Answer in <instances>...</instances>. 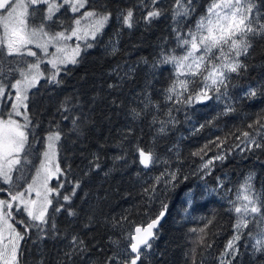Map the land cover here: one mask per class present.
I'll return each instance as SVG.
<instances>
[{
	"label": "trees",
	"instance_id": "trees-1",
	"mask_svg": "<svg viewBox=\"0 0 264 264\" xmlns=\"http://www.w3.org/2000/svg\"><path fill=\"white\" fill-rule=\"evenodd\" d=\"M162 3L167 8L171 0H162ZM210 3L211 0H195L196 10L187 24L193 25ZM88 6L90 9L107 7L113 14L112 18L102 34L92 42L94 47L83 52L80 63L67 67V75L61 73L64 81L61 86L50 85L44 79L30 92L28 111L34 138L29 136L32 145L29 163L21 172H13L14 179L18 177L19 181L11 189L13 193L24 191L32 182L43 159L45 137L59 123L65 133L59 148L60 165L62 168L71 166L69 175L73 180L82 179L72 204L66 205L76 210L78 215L70 217L67 211L57 213L55 223L63 238L39 240L36 229L24 233L25 225L18 221L31 223L30 218L22 210L15 211L14 204L11 222L25 235L18 264H40V261L57 264L74 234L82 237L91 248L83 260L75 258V264H91L92 260L102 264L105 256L113 251L108 237L120 238L123 247L127 243L123 235L155 218L162 202L167 203L168 208L162 225L156 231L158 238L153 244L151 264H222V261L223 264H229V261L230 264H264V256L254 259L251 255L250 245L254 239L248 232L251 229L254 236L257 231L252 224L242 230L243 235L236 242L239 253L235 259H231V253L225 255L226 246L235 234L233 226L236 220L235 214L227 210L231 207L228 200L235 198L237 189L249 173H255L253 183L257 190L264 189V147L256 149L249 144L252 139L264 144V127H261L264 124V95L251 99L245 96L249 86L264 83V41L258 40L250 55L241 57L249 65L248 71L242 76L233 74V83L226 97L217 100L209 93L213 96L210 100L172 103L166 101L164 95L172 79V66H161L153 77L149 66L139 63L144 57L151 62L162 44L165 48L182 51L176 47L170 17L166 14L146 25L143 16L147 9L141 7L139 0H89ZM127 8L134 10L138 21L133 29L123 27L117 19L119 12ZM39 9L29 19L31 26L38 25L46 16V7L39 6ZM67 16L70 18L69 13ZM67 16H57L54 24L49 21L50 29L58 30V20ZM73 17L70 18L71 23ZM113 46L118 48L114 55L111 52ZM0 61L7 67L9 61L15 66L18 61L31 62V59L9 57L5 47ZM117 66L121 75L130 67L136 71L132 79L123 80L122 87L109 89L110 83H121L115 74L109 75ZM15 78L18 77L13 73L4 82L9 84ZM149 80L151 83L146 84ZM145 90L150 96H146ZM65 97H71L73 103L79 97L80 106L72 109L73 115L81 117L78 121L81 126L79 136L70 131L71 119L62 120L57 111ZM4 103L2 112L9 109V103L5 100ZM145 104H148L147 108ZM157 104L159 110L153 106ZM227 105L235 110L227 111ZM133 108L142 111L140 118L133 119L130 111ZM169 109L171 116L168 115ZM154 116L157 121L166 122L164 133L158 131L161 127L159 122H152ZM245 132L249 136L246 137ZM137 144L145 151L151 149L158 162L148 168L140 164ZM93 154L99 156L100 169L85 177L84 172L91 167L89 161ZM217 155H223L225 159L216 160ZM119 156L124 159L117 160ZM210 159L213 160L209 165L210 171L201 170V166ZM172 172H176L175 183L178 186L168 190L171 185L166 188V181L171 179ZM157 177H161L159 184L155 183ZM57 182L53 181L52 187ZM221 183L223 187H219ZM153 185L156 192L150 200L145 189L150 190ZM70 187V184H65L60 191L66 193ZM0 188L8 189L9 185L0 182ZM189 189L193 195L192 204L187 207L185 193ZM213 189L217 191L213 192ZM226 189L232 191L225 195ZM0 198L7 200L10 196L7 191H0ZM52 199L55 206V192ZM60 203L64 202L61 200ZM89 215L93 217V224L85 228ZM123 216L128 217L123 221L124 227L113 228L111 221H120ZM98 247L104 251H98Z\"/></svg>",
	"mask_w": 264,
	"mask_h": 264
},
{
	"label": "snow or ice",
	"instance_id": "snow-or-ice-1",
	"mask_svg": "<svg viewBox=\"0 0 264 264\" xmlns=\"http://www.w3.org/2000/svg\"><path fill=\"white\" fill-rule=\"evenodd\" d=\"M62 3L69 4L71 11L76 13L84 9L89 0H62ZM41 4L47 5V15L38 25L30 27L29 19L40 10ZM139 4L147 9L143 16L146 25H151L153 21L159 20L166 14L170 17L176 47L182 50L177 52L176 48L168 49L162 44L151 62L146 57L139 62L149 66L153 77L161 66H172V79L164 90L165 100L172 103L190 104L193 100H210L213 96L209 93L215 95L217 100L226 97L227 90L233 83V74L242 76L248 71L249 65L241 57H248L250 50L258 40L264 41V0H211L206 12L191 26L187 24V21L191 19L196 10L195 0H171L167 8L162 0H147V3L145 0H139ZM59 7L60 5L50 0H0V10H4L0 12V30L3 32V36L0 37V54L6 47V55L9 57L27 55L36 58L31 62L18 61L15 66H12V62L9 61L7 67L3 61H0V102L13 101L10 104V111L0 112V182L9 185L8 189L0 188V191H7L10 196L7 200L0 199V225H3L0 227V244H3V248H0L2 264H18L19 242L25 238L24 233L27 231L36 229L39 240L62 239L55 223V215L62 211H67L70 217L78 215L76 210L66 205L72 204L77 190L81 188L82 179L73 180L69 175L71 166L62 168L60 163L56 162L59 148L62 147L60 142L65 136L59 123L55 124L45 137L44 160L36 171V178H33L32 183L24 191L17 190L13 193L11 190L19 181L18 177L14 179L12 173L21 172L29 163L28 155L32 147L29 136L34 138V132L30 131L32 120L28 115L29 90L35 87L40 79H45L48 84L55 87L61 86L64 82L61 73L67 75L65 69L69 64L78 65L80 63L81 53L94 47L88 42L89 37L91 40H96L113 15L107 7L92 8L81 12L80 17H73L72 25L68 27L61 25L62 30L52 31L48 22L56 23L53 17ZM117 19L123 27L128 29H133L138 23L132 8L121 10ZM73 38L76 43L70 45L68 41ZM81 40L84 41L83 44L79 43ZM28 45L40 49L43 56H38V53ZM50 46L55 51L49 52ZM117 51L118 48L113 46L112 54L114 55ZM44 63L51 65V69H41V64ZM118 68L119 66L114 68L109 75L115 74L121 83H110L109 89L122 87L123 80L132 79V74L136 71L135 68L130 67L123 70V75H121ZM13 73L18 78L6 84L4 81L9 79ZM150 83V80L146 81V84ZM145 92L146 96H150V93L146 90ZM262 95H264V83L259 82L255 86H249L245 92V96L249 99ZM112 103L115 104V101L113 100ZM149 103H151L150 100ZM79 106V97L76 98V103L72 102L71 97H65L57 109L62 120L71 119L70 131L76 133L77 136L81 134V126L78 123L81 117L73 115L72 109ZM153 106L159 110L158 104ZM147 107L148 104H145V108ZM226 110L234 111L235 109L227 105ZM130 111L133 119L142 116V111L135 108ZM168 115L171 116V109ZM20 116H23V123L14 119ZM86 122L91 123L90 120ZM152 122H159L161 127L158 131L165 132V121H157L154 116ZM261 127H264V124ZM244 135L247 137L249 133L245 132ZM249 144L256 149L264 147V144L255 139L250 140ZM136 152L140 164L145 168L158 162V158L154 156L151 149L145 151L137 144ZM197 154L194 153V155ZM116 159H124V157L119 156ZM215 159L223 161L225 157L217 155ZM98 160L99 156L93 154V159L89 161L91 167L84 172L85 177L92 171L100 169ZM212 163L213 160H208L201 166V170L209 169ZM170 176L171 179L166 181V188L167 185H171V189L168 190H174L178 186L175 183L176 172L170 173ZM53 177L58 182L55 186L49 187V180ZM254 178L255 173H249L237 189L235 198L228 200L231 207L227 210L236 216L233 226L235 234L228 242L225 252V255L231 253V259H235L239 253L236 242L241 239L242 230L247 229L249 224L257 229L254 236L251 229L248 232L249 237L254 239V243L250 245L251 255L254 259L257 256H264V224L261 223L264 222V189L257 190L253 183ZM37 179L40 180V187H36ZM160 179L161 177H157L155 183L159 184ZM65 184H70L71 187L66 193H62L60 189L65 188ZM219 187H223V184L221 183ZM41 188L43 191L40 190ZM33 191L36 194L35 199L30 198ZM212 191L216 192L217 189ZM231 191V189H226L225 195ZM54 192L56 194L55 206H53V199L50 198ZM155 192V185L150 190L145 189L150 200ZM192 195L191 189L185 193L187 207L192 204ZM61 200L64 203H60ZM14 204L16 205L15 211L22 210L30 218L31 223L18 221L25 225L24 233L17 231L12 224L8 223L9 217L13 216ZM50 207L52 208L51 214H49ZM167 208V203L162 202L161 210L155 218L150 219V222L145 225L135 226L134 231L123 235V240L127 241L123 247H121L120 238L108 237V243L112 245L113 251L105 256L102 264H151L153 244L158 238V232L154 229L166 214ZM127 220V216L121 217L120 221L113 219L111 225L113 228H123V221ZM92 224L93 217L89 215L84 227L88 228ZM5 228L9 233L7 244L4 243ZM193 231L196 230L193 229ZM96 246L93 245V247ZM98 251L103 252L104 249L98 247ZM90 252L91 248L87 242L78 234H74L68 240V247L63 257L57 260V264H75V258L83 260ZM40 264H43V261H40ZM91 264H98V262L92 260Z\"/></svg>",
	"mask_w": 264,
	"mask_h": 264
},
{
	"label": "rangeland",
	"instance_id": "rangeland-1",
	"mask_svg": "<svg viewBox=\"0 0 264 264\" xmlns=\"http://www.w3.org/2000/svg\"><path fill=\"white\" fill-rule=\"evenodd\" d=\"M50 2H53V3H56V4H58V5H60V7H59V9H58V11H56L55 12V16L53 17V20H55V18L57 17V16H59V15H62L63 14V16H67V13H69L70 14V18L71 17H80V13L81 12H84V11H86V10H89L90 8H89V6H88V4L86 5V7L84 8V9H81L79 12H76V13H73L72 11H71V9H70V5L69 4H63L62 3V0H50ZM40 6H45L46 7V9H47V5L46 4H41ZM65 8H67V9H69V10H67V9H65ZM31 9V8H30ZM30 9H29V11H30ZM4 10H0V12H3ZM65 12V13H64ZM46 15H47V11H46ZM70 18L67 16L66 18H61L60 20H58V25L56 26V29H58V30H56V31H60V30H62V27H61V25H63V27H68V24H69V26H70V23H71V21H70ZM73 19V18H72ZM83 21H82V25H83ZM73 23H71V25H72ZM108 25V24H107ZM107 25H106V27H107ZM29 26L31 27V25H30V23H29ZM105 27V28H106ZM105 28L103 29V31L105 30ZM102 34V33H101ZM101 34H99L98 36H97V38L101 35ZM3 36V32H2V30H1V34H0V37H2ZM96 38V39H97ZM93 41H95V40H91V38L89 37V39H88V42H90V43H92ZM68 43L71 45V44H74V43H76V41H75V38H73V40H70V41H68ZM79 43H81V44H83L84 43V41L83 40H81V41H79ZM28 47L29 48H32V50L33 51H36L37 53H38V56H43V53L41 52V50L40 49H38V48H35L33 45H28ZM49 52H53V51H55V49L54 48H52L51 46L49 47ZM84 52V51H83ZM83 52L81 53V55L83 54ZM25 57H28V58H30L31 59V61H34L36 58L35 57H31V56H27V55H24ZM69 66H71V64H69L67 67H69ZM41 69H48V70H50L51 69V65H49V64H47V63H44V64H41ZM42 80H44V79H40L39 80V82H38V84L35 86V87H33V88H31L30 90H29V93H28V95L30 96V92L32 91V90H34L35 88H37V86L39 85V83L42 81ZM12 91H14V90H12ZM5 101H7L8 103H9V109H6V111H10L11 109H10V104L13 102V101H11V100H5ZM29 101V100H28ZM28 103V102H27ZM4 101H2V102H0V112H2V109H3V106H4ZM28 115H29V111H28ZM5 118H7V117H5ZM29 118H30V116H29ZM14 119H17L18 121H20L21 123H23L24 122V120H23V116H20V117H14ZM45 150H46V147H45ZM44 150V151H45ZM44 160V157H43V159H42V161ZM56 162H58V163H60L59 162V151H58V155H57V157H56ZM12 175H13V173H12ZM34 178H36V176L34 177ZM55 180H57L55 177H53V178H51L50 180H49V183H48V186L49 187H52V183H53V181H55ZM32 183V182H31ZM30 183V184H31ZM28 187V186H27ZM27 187H26V189H27ZM36 187H40V180L39 179H37V185H36ZM41 191H43V189L41 188L40 189ZM53 195V194H52ZM30 198L31 199H35L36 198V194H35V192L33 191L31 194H30ZM51 199H52V196L50 197ZM0 199H2V198H0ZM50 209V208H49ZM12 221V219H11V217H9V219H8V223L9 224H12L13 225V223L11 222ZM3 225H0V227H2ZM13 227H15L14 225H13ZM16 228V227H15ZM17 230V229H16ZM17 231H19V230H17ZM3 235H4V243L5 244H7V237H8V235H9V233H8V230L5 228V230H4V233H3ZM22 243V240L19 242V253H20V251H21V244ZM0 248H3V244H0ZM19 253H18V261H19ZM8 259H10V257H8ZM0 264H2V262H0Z\"/></svg>",
	"mask_w": 264,
	"mask_h": 264
},
{
	"label": "water",
	"instance_id": "water-1",
	"mask_svg": "<svg viewBox=\"0 0 264 264\" xmlns=\"http://www.w3.org/2000/svg\"><path fill=\"white\" fill-rule=\"evenodd\" d=\"M165 217H166V216L164 215V217L160 220L159 225L157 226L156 229H154V231H158V230H159V228H160V226L162 225V222L164 221Z\"/></svg>",
	"mask_w": 264,
	"mask_h": 264
}]
</instances>
